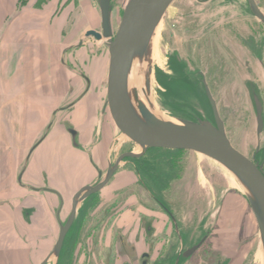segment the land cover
<instances>
[{"label":"rangeland","instance_id":"1","mask_svg":"<svg viewBox=\"0 0 264 264\" xmlns=\"http://www.w3.org/2000/svg\"><path fill=\"white\" fill-rule=\"evenodd\" d=\"M126 1L110 0L113 33ZM255 2L264 15V0ZM171 55H176L199 83L205 80L225 133L237 150L250 158L256 149L264 147V127L259 134L256 133L254 104V97H257L264 118V23L253 16L245 0H173L168 7L146 56L143 60H136L130 69V75L140 77L139 85L134 86L137 98L168 121L186 119L171 107L174 105L169 99L171 92H165L157 81V75L164 78V75L173 73ZM149 80L151 94L146 96L144 87ZM199 83L198 88H194L187 81L186 112L195 108L198 114L191 112L193 119L213 123L210 106ZM128 142L131 145L120 150L119 154L124 150L139 153L138 146ZM117 156H113L112 164ZM143 156L150 161L146 162L153 164L147 166L144 162V170L153 168L166 183L169 178L173 179L168 193L165 192V199L183 212L180 214L182 224L194 229L197 222L206 217L205 228L214 231L211 244L217 246L215 251L218 254L230 259V264H263L254 212L240 184L224 167L193 151L155 148ZM261 158L263 160V154ZM122 162L119 164L121 169L135 168L133 163ZM113 182L114 177L95 196L78 204V217L74 221L76 264H123L125 255L132 254V249L136 248L137 234L144 233L146 237V233L152 231L151 223L142 219L141 214L144 210L147 216H151L149 209L159 208L150 182L142 174L131 185L116 186ZM65 202L60 209V221H55L52 240L30 241L17 234L20 245L29 249L34 264H39L49 254L46 264H57V256L51 252L59 228L71 210V200ZM123 213L134 217L135 223L128 231L125 224L121 225ZM158 216L163 214L155 218ZM147 226H151L150 231Z\"/></svg>","mask_w":264,"mask_h":264},{"label":"crops","instance_id":"2","mask_svg":"<svg viewBox=\"0 0 264 264\" xmlns=\"http://www.w3.org/2000/svg\"><path fill=\"white\" fill-rule=\"evenodd\" d=\"M89 30L97 0H0V264H34L17 234L52 240L57 194L71 200L131 145L104 108L109 54ZM131 170L113 183L135 182Z\"/></svg>","mask_w":264,"mask_h":264},{"label":"water","instance_id":"3","mask_svg":"<svg viewBox=\"0 0 264 264\" xmlns=\"http://www.w3.org/2000/svg\"><path fill=\"white\" fill-rule=\"evenodd\" d=\"M172 2L173 0H127L117 30L113 33L110 0H97L101 30H89L85 36L106 40L109 62L104 108L108 109L122 136L138 146L139 153H122L108 167L105 176L98 183L85 186L75 193L69 216L59 228L51 254L58 255L64 237L73 223L79 202L100 190L123 158L139 157L149 149L158 148L202 154L220 164L238 181L256 217L264 258V173L252 159L231 144L205 80L202 79V84L211 106L214 123L199 118H177L174 121L161 119L137 98L134 90L130 93L128 89L131 67L136 64V60H143L146 56L155 30ZM246 2L253 16L264 23V15L255 0ZM145 88L150 95V80ZM254 104L256 133L259 134L263 127L262 105L257 97H254ZM70 132L75 134L72 130ZM49 257L50 254L39 264H46Z\"/></svg>","mask_w":264,"mask_h":264},{"label":"flooded vegetation","instance_id":"4","mask_svg":"<svg viewBox=\"0 0 264 264\" xmlns=\"http://www.w3.org/2000/svg\"><path fill=\"white\" fill-rule=\"evenodd\" d=\"M199 1L206 2L208 0H199ZM112 7L113 5L111 4V8ZM210 110H211V106H210ZM211 114H212V110H211ZM212 119L214 123L213 114H212ZM262 121L264 127L263 117H262ZM67 129L70 134H71L70 130L75 132V130L69 126L67 127ZM75 135L76 132L74 135L71 134L73 138L75 137ZM124 151L118 154L117 158L122 153H124ZM262 154H263V160L261 158ZM143 155L135 158L125 157L119 162V164L122 161L126 164L129 162L134 164L135 168H133L131 172L135 175V178H137V176L140 177L142 174L147 179V182H150L148 184H151L150 188L152 190V193L154 194L153 195L154 201L157 204V206H159V208L154 210L149 209V212L151 211L152 213L151 216H147V214L144 213V210H141L142 219L144 218V220L146 221L149 220L152 226V227L150 226L152 228L151 229L152 231H150V227L147 226L148 227L147 229L150 231V233H146L148 234L146 235V237L144 236V233L137 234L136 248L132 249L133 251L132 254L127 253L125 255L126 258L123 259V264H230V259L229 258L225 259L222 254H218V252L215 251L217 249V246L211 244V242L213 241L212 239L213 237L211 238V236L213 235L214 231L212 229L208 230L207 228H205L206 217L202 218L199 222H197V225L194 227V229H190L186 227L184 223L183 224L181 223L182 220L180 219V214L183 215V212L173 207L170 204L169 200L165 199L166 198L165 192L168 193V190L170 189L171 182L173 179L169 178L166 183L163 180L165 178L160 176L159 172H157L156 170H152L153 168L151 170L149 169L150 171L148 169L144 170L143 168L144 162L145 165L147 164V166L148 165L152 166L153 164H150L149 160L143 158L144 157ZM250 159H252V161L256 163L264 173V147L256 149L253 156L250 157ZM113 164L110 163L109 166H112ZM119 164L117 165L116 170L114 171V173L112 174V176L105 185H107L111 181L112 177L117 173ZM106 172L107 170L104 172L97 170V179L95 180L94 183L95 184L98 183L105 176ZM140 181L141 182L143 181L142 177ZM131 184H134V182ZM42 190L44 191L49 190V188H43ZM79 190H77V192ZM97 192L87 196L84 200H82V202L87 201L94 194L96 195ZM57 195L59 201H58V207L56 209V220L60 221V209L65 205L66 202L61 198L59 194ZM73 196L71 198V205H72ZM28 213L30 212L28 211ZM160 213H162L163 216L162 217L158 216L160 218L159 221V218H155V216L158 214L160 215ZM77 217H78V212L76 211L73 223L69 228L68 232L66 233L62 246L57 255V261H56L57 264H76L74 261L76 257L74 253L76 252V250L74 248L76 245L77 231L74 225V221ZM153 223H158L160 228L153 226ZM145 241L148 242L145 244L144 243ZM206 243L208 244L207 247H204L202 249V247Z\"/></svg>","mask_w":264,"mask_h":264},{"label":"trees","instance_id":"5","mask_svg":"<svg viewBox=\"0 0 264 264\" xmlns=\"http://www.w3.org/2000/svg\"><path fill=\"white\" fill-rule=\"evenodd\" d=\"M170 60L172 61L171 70L173 73L171 75H164V78H161L160 76L157 75V81L164 88L165 92L168 91L171 92V97L169 99H171V101L174 104L171 107L176 108L175 109L176 111H180L181 113L179 114H182L184 118L189 120H195L192 118L191 112L193 114H198V112L196 111L195 108L194 109L190 108L191 112L187 113L185 109L186 107L185 104L188 102L186 96L189 92L187 81L188 82L190 81L193 87L195 86L198 88V83H199L198 78H195L194 76L189 74V71L187 70L186 66L178 60V57L176 55H171ZM199 84L201 85L203 94L207 99L205 95L204 87L202 86L201 83Z\"/></svg>","mask_w":264,"mask_h":264},{"label":"bare ground","instance_id":"6","mask_svg":"<svg viewBox=\"0 0 264 264\" xmlns=\"http://www.w3.org/2000/svg\"><path fill=\"white\" fill-rule=\"evenodd\" d=\"M133 68V67H132ZM133 72V71H132ZM139 76L136 74V76L134 77V76H132V75H130V72H129V76H128V89H129V91H130V93H131V91H133L134 90V86L135 85H139ZM144 87V86H143ZM145 88V87H144ZM143 88V89H144ZM144 92H145V95L146 96H148V92L146 91V88L144 89ZM152 111V110H151ZM153 113H155L159 118H161V119H165L163 116H161L157 111L155 112V111H152ZM241 186V185H240ZM242 188V187H241ZM243 189V188H242ZM262 257H263V253H262ZM263 261H264V258H263ZM263 264H264V262H263Z\"/></svg>","mask_w":264,"mask_h":264}]
</instances>
